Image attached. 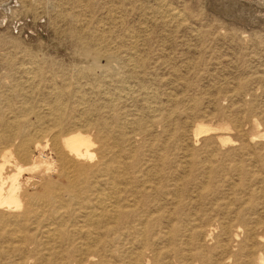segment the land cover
<instances>
[{"label":"rangeland","instance_id":"obj_1","mask_svg":"<svg viewBox=\"0 0 264 264\" xmlns=\"http://www.w3.org/2000/svg\"><path fill=\"white\" fill-rule=\"evenodd\" d=\"M165 2L181 16L158 13V0H0V148L17 123L21 137L52 134L48 112L62 102L61 124L95 142L88 169L99 134L113 151V170L89 175L88 201H69L65 177L47 172L45 142L30 153L39 168L21 181L55 180L66 201L49 217L58 253L14 243L3 226L0 264H264V0ZM101 193L117 217L74 251ZM36 223L20 226L40 237Z\"/></svg>","mask_w":264,"mask_h":264},{"label":"bare ground","instance_id":"obj_2","mask_svg":"<svg viewBox=\"0 0 264 264\" xmlns=\"http://www.w3.org/2000/svg\"><path fill=\"white\" fill-rule=\"evenodd\" d=\"M157 7V12L160 14L163 13V15H166L167 17L176 19L181 16V14L176 9L170 7L165 2V0H158ZM59 104L62 105V102ZM60 105L57 107V109H51L50 112H48L50 114H48L47 121H50L56 126L54 127V129L56 130H54L52 134H49V132L47 131L39 130L36 132L33 131L29 134H23L24 136L21 137L22 130L25 128V125L17 123L15 126H18V128L15 126L14 127L18 130H13V132L3 135V137H5L8 142H10L8 143V146L4 145L3 148H0V227H2L0 228V231L3 230V226H10L9 228L11 229H9L8 231L6 230L8 233V240L13 241L14 243L25 240H29L30 242H33V244H36V242H38L39 245L36 246H42V248L45 251L49 252V254L50 252L52 254L55 250L52 249L51 242L59 238V235L61 233L59 230L60 228L57 229L53 227L52 224H49V217L52 214H57V212L61 211L65 207L66 201L61 195L57 193L59 191V185H57L58 183L55 180L47 181L45 180V178H43V176H33L26 178L24 183L21 181V177L24 171L35 172L39 168L38 166L29 163L30 153L41 156V154L43 153V148L45 146L51 147L54 150V152L56 153V158H52L53 156H46V166L48 169L47 172L65 177V181L64 183H61L60 189L65 190L69 193V201H77V199L81 197H85L88 201L89 193L93 188L89 184V175L91 177H102L104 175H108L109 172L113 170L111 168L110 162L106 161L107 157L105 155L107 150L108 152L113 151L112 149H106V138L102 134H99L97 136L98 142H100L102 146V157L99 161L90 164L91 168L88 169V166L85 164L84 160L86 159L89 161H93L95 154L91 150V147L95 142H93L90 137L85 136L82 133L68 131L69 128H65L61 124V119L66 116L67 109H65L64 106ZM75 121H73V125H76L77 127L79 123L77 119ZM14 134L21 137V141L17 145L15 152H12V149L10 147L13 145L11 140L13 139ZM43 142H45V146H43ZM13 153H15L14 160L18 159L20 164H17L16 171L8 176L10 184L8 185V187H5L7 181H5V178L3 177V169L5 170V165L11 162L10 158L14 157ZM73 156H76L80 160L76 161ZM53 163H58V166L56 167V165H54ZM113 185H111V189L117 190L118 187L116 188ZM24 186L25 190H23ZM103 195L104 194L101 193L94 198L96 204L98 205L96 209H89L88 212L86 211L83 214L85 217L84 220L81 219L83 224L81 225L80 233L84 234V239L81 242L82 244L80 243V246L73 248L74 251L78 250L79 248L85 249L92 242L94 244L96 241H100L101 239L97 237V234H94L95 231H97L99 226H105L106 224H109L111 222L110 218H112L113 216L115 217V214L118 212L119 206H116L117 203L115 204L114 202H111V198L109 199L108 196ZM120 215H123V213H120ZM34 222L42 223V228L38 226V230L40 231L41 235L40 237L39 235L36 236L35 233H30V229L25 230L20 226L31 225ZM62 223L63 222H61V224ZM115 230L116 228L113 226L110 229V233L115 232ZM1 235H3L4 238V234L1 233ZM65 235H69V232H65ZM23 244H25V242ZM54 253H58V251ZM38 256L41 255L38 254Z\"/></svg>","mask_w":264,"mask_h":264}]
</instances>
